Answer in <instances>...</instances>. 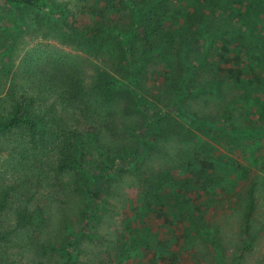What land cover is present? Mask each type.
I'll list each match as a JSON object with an SVG mask.
<instances>
[{
  "label": "trees",
  "instance_id": "1",
  "mask_svg": "<svg viewBox=\"0 0 264 264\" xmlns=\"http://www.w3.org/2000/svg\"><path fill=\"white\" fill-rule=\"evenodd\" d=\"M3 1L9 7L0 13V38H10L5 56L12 55V38L29 29L31 13L38 26L46 25L57 38L80 41L93 55L108 58L103 47L111 41L121 55L115 76L103 66L91 78L86 77L88 84L83 83L82 71L69 73L57 60L48 69L17 68L16 75L25 76L34 88L32 93L22 89L23 104L13 106L3 116L5 120L0 118V136L8 134L17 144L11 146L7 160L15 164L14 172L22 181L15 186L0 183V264L37 262L34 249L49 232L48 217L54 214L49 207L60 194L79 196L83 203L75 208L78 217L87 219L86 228L105 217L107 206L109 212L117 213L107 202L112 184L124 171L133 174L142 169L145 173L141 165L153 156H160L170 179L162 182L148 174L149 188H143L146 208L128 214V228L153 223L154 228L159 225L162 229V223L174 230L172 247L195 248L199 240L211 243L219 238L224 221L208 229L193 209L206 210L202 216L208 218L210 213L221 214L229 208L235 218L231 227L240 233L236 238L240 237L243 246L249 245L251 253L256 252L264 241V178H259L264 174V0H88L98 11L97 20L88 24L83 8L69 13L56 0ZM110 11L120 20L127 15L126 22L102 14ZM151 64L161 71L152 72ZM158 74L164 78L156 88L163 85L170 94L167 107L159 105L163 93L149 101L141 91V81ZM208 98L217 100V106L222 104L220 109L224 106V126L219 127L207 110L200 116L191 111L189 103H208ZM169 106L183 121L167 112ZM211 141L225 143L237 154L245 153L246 161L258 172L256 177L252 179L245 166L217 151ZM29 142L33 151L27 154ZM96 150L101 168L92 157ZM117 163L128 166L118 168ZM235 167L243 170L233 179ZM62 169L70 170L62 187L42 185L45 172L53 170V177H58ZM26 170L34 174V180ZM229 179L236 181L234 189L229 188L233 184ZM253 180L261 181L253 184L262 187L258 190L261 210L254 197L256 188H246L244 183ZM241 188L247 189V205L245 200H233L241 199ZM59 204L63 211L69 210L67 197ZM177 204L186 208L185 222L181 214L176 219L173 216ZM185 229H194L199 236L193 237ZM150 240L139 246L136 256L145 263L153 255L146 246L160 241L155 235ZM180 253L182 261L189 260L188 251L182 248ZM162 258L163 264H169V253Z\"/></svg>",
  "mask_w": 264,
  "mask_h": 264
},
{
  "label": "rangeland",
  "instance_id": "2",
  "mask_svg": "<svg viewBox=\"0 0 264 264\" xmlns=\"http://www.w3.org/2000/svg\"><path fill=\"white\" fill-rule=\"evenodd\" d=\"M56 1L60 4H65L69 13L78 8H83L86 13L85 24H88L91 20H97L96 14L98 11L90 6L91 3H88V0ZM112 4L113 2H111V5ZM8 8V5L4 3L3 0H0V13H6ZM102 14L104 16L107 15L114 20L116 18L117 22L120 23L124 21L126 22L128 18L127 15H123V18L120 20L114 11H110L109 13L102 12ZM31 15V28L29 27L27 30L24 29L23 33L12 38V44L10 45L12 55L10 57L5 56L6 53L4 52L10 38H0V118L3 120H5L3 116H6L7 113L13 109V106L16 104H23L22 89L31 93L33 92L34 85L30 82H26V80H24L25 76L16 75V70L18 69L38 67L48 69L52 68V65L57 60L64 66V68H67V72L70 70L69 73L76 74V70L82 71L81 78L84 80L83 83L88 84L89 78L86 79V77L89 76L91 78L97 68L103 70V66H105V68L109 69L110 72H113L112 75L115 76L114 71L116 67H118L117 60L120 58L121 51H114L116 49L111 47L113 41H111L107 47L106 45L103 47V53H109L108 58H105L99 53L93 55L91 52L86 51L85 48L83 49V45H81L80 41L76 43L70 39L57 38L55 32L49 33L50 31L46 25L38 26L34 14L31 13ZM5 24L6 23L4 22L3 25ZM86 26L90 27V25ZM64 39L67 43L64 42ZM136 41L138 42V39L134 42ZM69 61L73 65H70L68 63ZM155 66L151 64V67H149L150 70H152V72L156 71V73L157 71L160 72L161 70H157ZM151 78L152 77H147L144 79L146 81H141L142 94H146V98L149 101H152L154 100L155 95L157 96L159 93H163L164 95L159 99V105L167 107L171 101L169 97L170 94L168 95L165 86L163 85H160L162 88L159 90L156 88L158 83L162 81L160 78H164V75L162 76V74H158L156 78ZM150 79L151 81H149ZM156 80L159 82H156ZM198 80L199 78L196 79V81ZM189 104L192 112L200 116L202 115L203 110H207L212 117L214 115L213 120L217 121L219 127L224 126L222 117L224 106L220 109L222 104L217 106V100L214 101L212 98H208V103L193 101ZM146 107L151 108L150 105H147ZM167 112L173 116L176 114L177 118L182 120L178 116L174 107L169 106ZM131 114L132 117L130 120L133 122V119L135 118L133 113ZM193 125L195 128L196 124ZM135 130L137 129L134 128V132ZM108 135L112 134L109 132ZM174 137H176V135ZM6 138H8V140H6ZM61 139L67 142L65 136H61ZM215 139H217V137H215ZM13 141L12 137L8 134L0 136V169L4 171L0 174V183L15 186L22 183V181L21 176L14 172L13 165L15 164H12L11 161L7 160L9 159L8 154H11L12 152L11 146L17 145L15 141ZM211 142L216 144L214 141ZM28 144L29 149L25 151L27 154H30L33 151V147L30 142ZM216 150L224 155L227 153L238 162L239 166H245L246 168L244 169L247 170V175L251 172L252 179L256 177L255 173L258 172H256V168L252 167L248 161H246L249 157L244 155L245 153L237 154V151L227 149L225 143L216 144ZM172 154H170L171 158H173ZM92 157L95 161L94 164L101 168L103 164L100 161L97 150ZM159 157L157 156V158L154 159L153 156L150 161L148 160L142 163L141 166L146 169L145 173L142 172V169L133 174L125 173L124 171V173L121 174L123 177L120 178V176L116 179L117 182H114L111 190H109L108 195H110L109 197L111 198L110 200L108 199L107 202L116 208L117 213L112 214L108 211L110 206L105 207V217L97 223V227L91 223V228H86L87 219L83 216H81V218L77 216V208L82 206L83 203L79 200L78 195H74L73 198H71V196L60 194L56 198H53L54 201L51 203L49 211H53L54 214L48 217V224H50L51 227L48 226V234L41 239L39 247L34 249V254L36 255L35 258H38L37 262L34 264H158L157 261L159 264H163V253H169V264H264V241H260L261 244L259 245V248L253 253H251L249 245L247 247L243 246L240 237L236 238V236H240V233H235L233 229L234 227H231V223L235 222V218L231 217L229 208L224 209L223 211L219 209L222 215L217 212L210 213L207 216L208 218L202 216V212L206 210L202 211L199 207L193 209L195 217L200 218L199 216H201V220H203L204 225L208 229H214V226H217V223L221 224V220L224 221L219 238L217 237V239H213L211 243H208L205 239L199 240L195 248L194 246L192 247V245L184 247V245L180 246V244L176 249L172 247L175 242L174 230L172 228H167V226L162 223L160 225L162 229L159 228V225L157 229L154 228L153 223H149L150 225H147L146 227H127L131 223V218L128 217V214L134 213L136 208L138 211L146 208L144 203L145 191L143 188L145 186L149 188L150 182L147 180L148 174L151 173V177H154V179L158 178V181L162 182L170 179V176L166 172L165 166L161 163ZM162 157L163 154H161V158ZM124 166L128 165L125 163H117L118 168L123 169ZM158 166L161 167L158 168ZM148 167L153 168L152 172H148ZM242 170L243 169L238 170L237 167L233 168L232 178L234 179V174H237V172L239 174V171ZM20 171H22V169ZM51 171L45 172L46 175L41 179L43 181V186L54 185L56 187H62L63 183L68 181L69 169H62L61 175L58 177H53L54 173ZM26 172L29 173L28 177L31 180H34V174L29 170H26ZM180 175L182 178H185L184 174L180 173ZM259 178H264V174H259ZM233 179H229L233 182V184L229 185L230 189H234L236 185V181ZM254 182L244 181V183L247 184L246 188L253 187L256 182L261 183L260 180ZM254 187L256 188V196L254 197L259 199L258 190L262 189L261 184L259 188L257 186ZM183 188L186 189L185 187ZM240 191L242 200L238 197H235L236 199L234 198L233 200H238L239 202L245 200L244 203L247 205L250 202L247 195L248 193H246L247 189L241 188ZM157 192H160V190ZM66 197L69 199L70 206L69 210L66 211L64 209L63 211L59 203H62ZM227 197L232 196L228 195ZM259 201L258 208L261 210L263 202L260 199ZM174 209L175 214L173 216L175 219L178 218V214H181V218L185 222L184 214H186V208L177 204ZM128 210H130V212ZM240 212L239 217L241 216ZM165 229H167V231H163ZM185 230L193 237L199 236L198 232L194 229ZM133 231H135L134 234H132ZM152 235H155L160 241H152L146 246L151 249L153 255L147 257V263H145L143 257L142 260H139L136 256H138V254L140 255L139 246L149 242L150 236ZM182 248L190 254L188 261L181 260L180 252ZM208 252L210 255L207 254ZM141 253L144 252L141 250ZM148 254L149 253H145V255ZM164 259L166 260V257H164Z\"/></svg>",
  "mask_w": 264,
  "mask_h": 264
}]
</instances>
